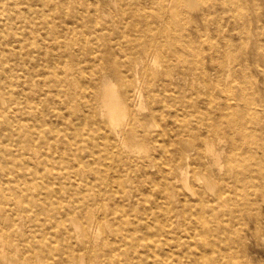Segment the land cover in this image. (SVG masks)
Returning a JSON list of instances; mask_svg holds the SVG:
<instances>
[{"label":"bare ground","instance_id":"1","mask_svg":"<svg viewBox=\"0 0 264 264\" xmlns=\"http://www.w3.org/2000/svg\"><path fill=\"white\" fill-rule=\"evenodd\" d=\"M189 1L0 0V264H254L263 27Z\"/></svg>","mask_w":264,"mask_h":264},{"label":"rangeland","instance_id":"2","mask_svg":"<svg viewBox=\"0 0 264 264\" xmlns=\"http://www.w3.org/2000/svg\"><path fill=\"white\" fill-rule=\"evenodd\" d=\"M219 1V0H217ZM246 5L249 16H253L254 12L257 10L259 13L258 24L263 27V34H260V38L263 39L264 45V0H243ZM191 3H197L194 0L189 1ZM196 7V9H195ZM191 11L190 22L193 24L195 17L198 12V7L195 4ZM248 15V12H247ZM255 22L251 21V42H254L256 38L257 29L255 27ZM226 32L232 33V35L238 39V34L236 30L232 27H226ZM216 33V32H215ZM214 33V34H215ZM194 35V34H193ZM219 43H222V36L217 33ZM242 50V48H238ZM236 51V50H235ZM247 63L250 65L251 72L250 76L253 78V83L250 85L252 91H260L262 94L260 96V103L263 105V123L258 122L255 125L257 126V134L253 139V153L252 156L248 157L244 163L247 166L246 173L241 175L240 182H236L233 186L234 190L231 191V195L240 202L242 209L240 210V215L237 218L236 227H241V232L250 236L252 231H256L257 236L255 238H248L247 250L250 253L251 259L254 264H264V75L258 71V68L261 67V64L256 66L254 64V55L253 50L250 49L248 52ZM257 118L261 117V114L255 115ZM256 118V120H257ZM248 181L247 184H244L242 181ZM243 184V185H242ZM237 211V210H236Z\"/></svg>","mask_w":264,"mask_h":264}]
</instances>
